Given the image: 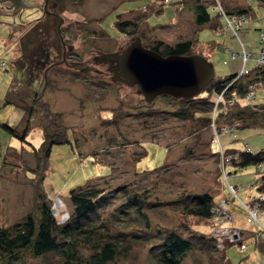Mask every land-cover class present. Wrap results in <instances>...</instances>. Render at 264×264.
I'll list each match as a JSON object with an SVG mask.
<instances>
[{"label": "rangeland", "instance_id": "obj_1", "mask_svg": "<svg viewBox=\"0 0 264 264\" xmlns=\"http://www.w3.org/2000/svg\"><path fill=\"white\" fill-rule=\"evenodd\" d=\"M42 1L29 0L38 6L15 7L10 6L11 0H0V8L10 10L0 12V124L19 129L28 127L22 139L0 126V226L10 227L20 222L26 213L39 209L42 199L54 210L56 203L72 207L70 190L88 184L84 187L102 188L112 198L101 211L102 220L112 234H124L127 239L120 244L127 246L126 254L105 264H156L151 259V248L172 228L185 238H195L196 234L211 238L215 235L217 243L212 239L215 248L221 250L223 245V249L228 248L234 264H264L263 250L247 240L256 230L264 231L262 200L256 199L257 204L248 201L249 206L245 207L251 211L248 214L239 205L240 199L255 195L256 188L252 185L256 187L262 165L238 167L235 164L242 156L240 152H225L217 147L225 143L227 148L242 150L246 144L250 150L258 151L264 147V124L239 128L243 120H237L238 126L234 129L238 134L228 143V137L236 131L231 133L230 119L215 112L220 96L232 84L253 87L250 88L251 106L256 113L264 112L261 107L264 86L242 80L253 75L257 63L251 59L256 56L247 49L245 35L257 31L259 40L264 42V5L259 4H264V0H57L58 5L56 0H53L55 5L51 0V5L46 2V10L53 12L50 16L42 9ZM198 5L209 12L203 24L196 20ZM246 8H250L249 13L244 12ZM55 14L62 19L58 28L63 34V44ZM239 19L246 24H238ZM121 22L126 23L120 28ZM136 36L143 48L150 50H154L150 47L155 44L170 46L193 39L191 54L209 61L216 79L233 73L220 83L223 88L212 87L209 98L214 115L207 110L197 112L196 116L179 117L176 112L180 107L165 96H154V102L147 103L138 86L107 78L114 75L107 69L108 62H88L102 71L97 73L61 61L63 46L66 60L83 62L94 55L122 53ZM67 44L72 48L68 49ZM260 47L264 49V45ZM228 49H244V53H237L241 64L230 58ZM239 64L242 71L234 72ZM210 81L202 87L199 96L207 94L205 87ZM8 95L12 101L5 105L3 99ZM233 97H224V100L231 101ZM242 99L243 105L249 103ZM201 106L202 110L206 108ZM241 116L250 120L248 114ZM50 124L60 128L47 129L44 135V128ZM220 128L223 130L218 131ZM59 131H63L65 138L60 135V140L50 141L49 163L38 187L41 172L35 171L40 159L38 148ZM234 154L237 161L230 159ZM231 164L238 173L231 174L228 181L223 174ZM231 183L242 186L240 199L238 195L231 198L225 189ZM120 186L128 191L147 190L150 201L163 203L147 208L145 218L131 210L123 220L115 213L123 201L121 191L114 197L110 192ZM38 190L43 194L40 200L35 195ZM184 192H209L213 198L223 193L226 199L211 205L208 219L186 229L180 225L181 219L171 205L164 204ZM61 215V219L66 218ZM209 232H214L213 236ZM235 233L242 238L234 241ZM243 241L249 244L245 251L241 249ZM93 251L89 247L80 249L85 257ZM47 259L52 264L56 255L34 258L31 263L41 264ZM180 264L211 263L206 248L194 244Z\"/></svg>", "mask_w": 264, "mask_h": 264}, {"label": "trees", "instance_id": "obj_2", "mask_svg": "<svg viewBox=\"0 0 264 264\" xmlns=\"http://www.w3.org/2000/svg\"><path fill=\"white\" fill-rule=\"evenodd\" d=\"M197 9L195 10L196 20L198 23L203 24L209 18V12L205 7L200 5H198ZM124 23L126 22L119 23V27L121 28ZM193 42V39H186L174 45L159 46L155 44V46L150 48L156 50L163 56L171 54L187 55L194 52ZM231 76V74L225 75L218 79L214 76L205 87L207 94L204 90L202 92L205 95L194 96L188 100L182 98L176 100L170 96L167 97L186 105H182L179 112H176L179 117L196 116L197 112L206 113L211 107L212 100L209 97L212 94V89L223 88L224 86H221L220 83L228 80ZM242 80L250 84L259 83L264 86V69L255 70L253 75L249 76V79L244 78ZM16 86L18 87L17 84ZM247 88V84H232L229 86L224 93L225 95L223 94V99L224 97L228 99L229 96H234L236 99L231 101L225 100V105L221 107L227 112L226 114L219 112V115L227 119L233 117L239 122L240 119L243 120L241 121V127L263 126L264 112L263 114L256 113L257 110L252 106L249 107L247 106L248 104H242V95L246 94L243 92L249 91ZM11 101L9 95L3 99L5 105ZM201 105H205L206 110H202L203 106ZM242 113L250 115V120L247 121L246 116H241ZM239 114L241 117H237ZM0 126L22 139L27 134V126L21 129L9 127L5 124H0ZM58 127L60 128V126H52L50 124L44 128L43 133L45 135L47 129L58 130ZM63 134V131H59L57 134L52 135V138L46 140L42 147L38 148L40 165L37 164L35 169L36 172L37 170H41L38 176L39 180L37 179L38 187L41 186L40 183L43 180V175L46 170L45 167L49 163L51 142L55 143L58 139L60 140L61 138L59 136L61 135L62 137ZM56 135H58L57 138L55 137ZM241 155L240 160L235 164L238 167L262 165L260 169L261 173L258 176L260 182L257 183L255 188L257 191L264 193V149L256 152L255 155H247L245 153H241ZM84 186L70 190L69 198L73 210L69 220L61 225H58L50 215L49 204L42 199L43 194L38 190L35 194L36 198L38 200L42 199L38 210L34 209L29 211L19 223L11 225L10 227L0 226V264H32V259L46 258L48 255H56V259H58H55V262L52 264H105L115 261L118 256H124L127 251V246L120 245L124 241L123 239L127 240L124 234H112L102 220L101 211L108 207V204L111 203L110 199L112 198L102 188H85ZM119 191H121L123 201L115 208V213L117 217H121L123 220H125L128 215L127 213L131 210L138 217L145 218L147 208L163 203L161 201H150L147 190L144 192L128 191L124 186L111 190V196H116V193ZM164 204L171 205L181 219L180 225L186 229H190L193 224L197 226L200 221L206 220L211 216L213 197L208 192H184ZM261 205L264 207V200L261 201ZM194 244H198L200 248H206V255L211 264H234L227 253V249H216L210 236L196 234L195 238H185L174 228L171 231L168 230V234L163 237L161 242L152 246L153 248H151L150 253L151 259L156 264H180L187 252L193 248ZM82 247H89L94 251L91 255L85 257L80 252ZM40 263L50 264V260L47 259Z\"/></svg>", "mask_w": 264, "mask_h": 264}, {"label": "water", "instance_id": "obj_3", "mask_svg": "<svg viewBox=\"0 0 264 264\" xmlns=\"http://www.w3.org/2000/svg\"><path fill=\"white\" fill-rule=\"evenodd\" d=\"M11 1L13 3L10 6L15 5V7L38 6L37 2L31 4L29 0ZM46 2H49L51 5V0H45L44 4L46 16H50V13L53 12L46 10ZM52 2L55 5L53 0ZM55 15L57 16L56 28L61 39L63 34L60 32L58 25L62 22V19L59 15ZM61 42L63 44L62 39ZM67 45L68 49L72 48V45ZM119 52L94 55L83 62L68 61L64 58L65 48L63 46V58L61 61L66 65L78 67L80 70L93 69L97 73L102 71L97 70L93 66H89L88 62L92 61L97 63L104 61L108 62L111 66V63L116 61V64L113 65L117 68L112 71L110 70L114 75L107 76V78L124 80L129 84L138 85L147 101L152 100L158 93L173 94L175 97L181 95L184 97H193L199 94L202 87L214 77L212 64L203 56L191 54L189 56L168 55L164 57L154 50L143 48L138 36L135 37V41L130 43L122 53ZM109 65L107 69H109ZM104 73L108 74L106 72Z\"/></svg>", "mask_w": 264, "mask_h": 264}, {"label": "bare ground", "instance_id": "obj_4", "mask_svg": "<svg viewBox=\"0 0 264 264\" xmlns=\"http://www.w3.org/2000/svg\"><path fill=\"white\" fill-rule=\"evenodd\" d=\"M12 2V1H11ZM49 3V2H48ZM48 3H46V4H48ZM44 4H45V0H43L42 1V4H40L43 8L42 9H44ZM259 4H261V5H264L262 2L261 3H259ZM56 5H58V1L56 0ZM251 10H252V8H251ZM246 11V13L248 12L249 13V11H250V8H246L245 10H244V12ZM0 12L1 13H6V12H10V10H4V9H1L0 8ZM232 20H235V21H237L236 20V18H233L232 17ZM245 20L246 21H248L247 19H246V16H245ZM245 20H241V19H239L238 20V24H241V23H243V22H245ZM245 24H246V22H245ZM227 24L225 23L224 24V28L226 27L227 28ZM260 42H263V39H260L259 40ZM242 42H240V45H242L241 44ZM244 50V49H243ZM243 50H240V51H235V50H232V49H230L229 51L231 52V55H230V58L231 59H235V60H240L241 59V56L239 55V54H237V53H244L243 52ZM259 53L261 54L259 57H257L256 56V58H251V59H255L256 60V66L253 68V69H255V70H258V69H264V50L262 49H260V51H259ZM259 53H258V55H259ZM245 56V55H244ZM245 58L247 59V57L245 56ZM250 58V57H249ZM250 59V60H251ZM248 60V59H247ZM239 62V61H238ZM240 71H242V69H240V70H238L237 71V73L238 72H240ZM231 75L233 76V73H231ZM245 79H249V77L247 76V77H244ZM234 80V79H233ZM117 81V80H116ZM259 84V83H258ZM244 85V84H243ZM136 86H138V85H136ZM250 88H253V87H248L247 88V90H249V91H245V92H243V93H246V94H244V95H242V97L244 98V100H246V101H249V103H248V105H249V107L251 106V105H253V104H251L250 102H251V100L253 99V95H252V89H251V91H250ZM244 90H246L245 88H244ZM165 95V97H167L168 95H170V97L172 98V99H180V98H182V99H184V100H188V99H191V97H184L183 95H181V96H177L176 98H174L175 96H173V94H167V93H163V94H160V93H158V94H156V96H155V98L157 97V96H164ZM197 95H199V94H197ZM222 99L219 101L220 102V104L219 103H217L216 105H215V108H216V111L215 112H217V113H219V112H222V113H224V114H226V110H223V108L221 107L222 105H225L224 103H225V100L223 99V97L222 96H220ZM255 97V96H254ZM169 98V97H168ZM144 99H145V96H144ZM233 99H236L235 97H233ZM176 100H173L174 102H176L177 104H178V106L180 107V108H182V105H185V104H182V103H179V102H177ZM243 100V99H242ZM145 101L147 102V103H153L154 102V98H152V100H150V101H147L146 99H145ZM224 101V102H223ZM231 105H233V104H231ZM230 105V106H231ZM186 106V105H185ZM212 107V108H211ZM211 107H210V114L211 115H214V113L212 112V110H213V108H214V105L213 104H211ZM261 107H264V106H262V104H261ZM264 109V108H263ZM263 109H261V110H263ZM230 123H231V125H229L228 127L229 128H231V133H233L234 131H236L235 133H233V135L234 136H232V137H228L229 139L226 141V142H230V141H232L233 139H235V137H236V135L238 134L237 133V130L236 129H234L235 127H237L238 125H236L237 123H236V119L235 118H233V117H231L230 118ZM229 123V122H228ZM226 125H228V124H226ZM236 125V126H235ZM226 127V126H225ZM239 128H242L241 127V125H239ZM221 130H223V129H219L218 131H221ZM225 131V130H224ZM225 143H221V145L219 146H217V147H219V148H221V150H225V152H228V151H233L234 153L236 152H240V153H245V154H247V155H255V153L256 152H258V151H260V150H262V149H264V147H262L261 149H259L258 151H253V150H250V148L248 147V145H246L245 144V146H244V148L242 149V150H237V149H234V148H227V147H225V145H224ZM216 151H218V148L216 149ZM231 154H233V153H231ZM230 159H231V161L233 160H235V161H237V157L235 156V154L232 156V158H231V155H230ZM238 162V161H237ZM249 166H252V165H247V166H243L244 168H247V167H249ZM236 173H238L237 172V169H235V168H233V165L231 164V166L229 167V166H227V169L224 171V174H223V176H224V178L226 179V180H228L229 181V177L231 176V174H236ZM240 173V172H239ZM106 176V175H105ZM255 182H256V185H257V183L258 182H260L259 181V177L257 176L256 177V180H255ZM254 188H255V185L253 184L252 185ZM121 187V186H120ZM120 187H117V188H120ZM224 189V188H223ZM225 189H227V191H228V193L229 194H231V198H232V195H238V199H240L239 198V192H240V190L242 189V186L241 185H234V184H232L231 183V186H227V187H225ZM209 193V192H208ZM209 194H211V196L213 197V195H212V193H209ZM221 197V198H220ZM217 196L216 198H213V204L212 205H218V202H222V199L223 200H225L226 199V197L223 195V193L221 194V196ZM258 198H260V199H258ZM256 199H258V200H264V193L263 192H260V191H257L256 190V192H255V195H248V197H246L245 198V200H243V199H240V201H242L241 203H239V205L243 208H248V206H249V203L250 202H254V203H256L257 204V201H256ZM237 200V199H236ZM248 201H249V203H248ZM243 202L245 203V206H243ZM56 205H58L57 207H56V210H54V209H52L50 206H49V212H50V215L54 218V220H55V222L57 223V224H59V225H61V223L62 224H64V223H66L68 220H69V218H70V215H71V213H72V210H73V206L72 207H68L66 204H60V203H56ZM243 208V209H244ZM245 208V209H246ZM246 211H247V214H248V212L249 213H251V211L250 210H248V209H246ZM62 216V217H64V216H66V218L65 219H61V217H59L60 215ZM229 213L231 214V212L229 211ZM260 213V212H259ZM259 213H257V212H255V214L258 216V215H260ZM264 213V212H263ZM231 216H233L232 214H231ZM223 217V216H222ZM234 217V216H233ZM57 220L59 221V222H57ZM16 223H19V222H15V223H13L12 225H14V224H16ZM209 235H212L213 236V234H214V232H209L208 233ZM237 234L238 233H235V238H233L234 239V241H237V240H240L241 238H242V236L240 235L239 237L237 236ZM264 235V231L263 230H259V231H255L251 236L252 237H250V238H247V240L249 241V240H252L253 242H254V246H255V248H258V249H260V250H262L261 249V244H262V242L260 241L261 240V238H262V236ZM216 236L217 237H219V235L216 233ZM212 239H213V241L214 242H216L217 243V240H215V235H214V237H212ZM248 241L246 242V241H243L244 243H242V245H243V247L241 248L242 250H246L247 248H248ZM224 248V245L221 247V249H223ZM228 249V248H227ZM243 251V252H244ZM263 252H264V249H263ZM246 257V259L248 258V255H246L245 256Z\"/></svg>", "mask_w": 264, "mask_h": 264}, {"label": "crops", "instance_id": "obj_5", "mask_svg": "<svg viewBox=\"0 0 264 264\" xmlns=\"http://www.w3.org/2000/svg\"><path fill=\"white\" fill-rule=\"evenodd\" d=\"M249 30V29H248ZM249 31H251V30H249ZM245 38H247V41H248V43H249V45L247 46V49H249V51H251L252 52V54H253V56L255 57V56H257V54L259 53V51H260V49H263V47H260V46H263L264 44H262L260 41H259V38H260V36H259V33L257 32V31H254V32H251V33H247L246 35H245ZM264 43V42H263ZM258 47H260L259 49H258ZM254 50V51H252V50ZM229 50V49H228ZM238 50H239V47H238ZM264 50V49H263ZM239 62H240V60H238ZM240 64H241V62H240ZM239 64V69L238 70H240V67H241V65ZM235 66H237V65H235ZM237 70V71H238ZM237 71H234V72H237ZM225 142V141H224ZM261 240H262V238H261ZM261 249L263 250L264 249V240H262V244H261Z\"/></svg>", "mask_w": 264, "mask_h": 264}, {"label": "flooded vegetation", "instance_id": "obj_6", "mask_svg": "<svg viewBox=\"0 0 264 264\" xmlns=\"http://www.w3.org/2000/svg\"><path fill=\"white\" fill-rule=\"evenodd\" d=\"M116 68H117V67L114 66V65H113V66H112V65H111V66L109 65V70H111V71L114 70V69H116ZM115 71H116V70H115Z\"/></svg>", "mask_w": 264, "mask_h": 264}]
</instances>
